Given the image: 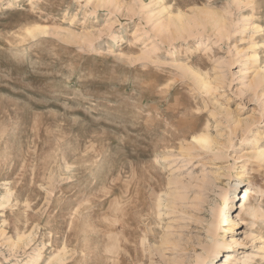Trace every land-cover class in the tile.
<instances>
[{
  "label": "rangeland",
  "instance_id": "1",
  "mask_svg": "<svg viewBox=\"0 0 264 264\" xmlns=\"http://www.w3.org/2000/svg\"><path fill=\"white\" fill-rule=\"evenodd\" d=\"M263 75L264 0H0V264H264Z\"/></svg>",
  "mask_w": 264,
  "mask_h": 264
},
{
  "label": "bare ground",
  "instance_id": "2",
  "mask_svg": "<svg viewBox=\"0 0 264 264\" xmlns=\"http://www.w3.org/2000/svg\"><path fill=\"white\" fill-rule=\"evenodd\" d=\"M261 81H264V75L261 77ZM259 82H260V81H259ZM196 140L198 141V143L204 145L205 147H206V146H210V140H209V138L206 137V136H202V137L196 138ZM255 155H256V159H258L261 163L264 164V148H262V149H260L259 151H257V153H256ZM242 177H243V175L240 176V178H242ZM244 188H245V187H244ZM238 189H239V183L235 185L233 191H234L235 193H237V191H239ZM241 192H243V191H241ZM243 199L246 200V196H244ZM230 200H231V199L229 198L228 201H230ZM231 204H232V202H227V204H226V208H227V210L225 211V214H224V222H225V223H228V222H230V221L232 220V218L229 217V213L227 212V211H228V208H229V206H230ZM245 209H246V203L244 202V203L241 205V210L244 211ZM220 253H221L220 249H219V251L217 250V251L211 256V258H209V263H207V264H213V261H214L216 258H218V256H219ZM224 258H225L224 261H221L219 264H232L233 261L235 260V257L233 256L232 253L227 254L226 257H224ZM56 259H57L58 262H59V259H58V258H56ZM60 262H64V261L62 260V261H60ZM55 264H56V263H55ZM57 264H58V263H57ZM60 264H62V263H60Z\"/></svg>",
  "mask_w": 264,
  "mask_h": 264
}]
</instances>
